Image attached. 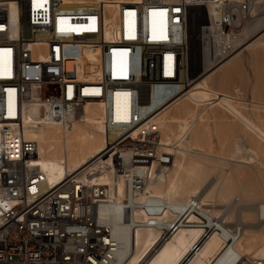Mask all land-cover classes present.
I'll return each instance as SVG.
<instances>
[{"label":"built area","instance_id":"2783aa9c","mask_svg":"<svg viewBox=\"0 0 264 264\" xmlns=\"http://www.w3.org/2000/svg\"><path fill=\"white\" fill-rule=\"evenodd\" d=\"M250 1L221 0L209 10L196 4L202 0L119 1L111 8L93 1L0 0V264H116L122 243L104 205L118 208L119 224L132 231L157 227L161 239L182 222L200 227L203 239L221 231L225 223L194 197L180 209L169 207L174 219H160L166 205H157L146 186L172 162L161 141L158 106L205 69L202 62L199 73L191 74L192 16L200 56L211 50L215 63L243 41ZM199 8L202 14L191 16ZM69 43L95 46L92 76L64 75ZM113 50L123 67L112 62ZM113 68L125 75H115ZM91 102L102 105V149L45 186L34 161L37 142L24 136L23 107L36 105L43 120L66 129ZM101 174L109 181H100ZM191 216L195 221L187 222ZM240 233L239 225L231 231L233 239Z\"/></svg>","mask_w":264,"mask_h":264},{"label":"bare ground","instance_id":"6f19581e","mask_svg":"<svg viewBox=\"0 0 264 264\" xmlns=\"http://www.w3.org/2000/svg\"><path fill=\"white\" fill-rule=\"evenodd\" d=\"M113 1L93 0V2H104L106 8H111L114 3ZM119 1L127 2L135 0ZM220 1L202 0V2L196 4L200 5L199 7H203L206 4L209 10H213ZM260 1L262 0L250 1L249 13L251 12V16L255 15V11L259 8L257 3L260 4ZM252 4L253 9L251 10ZM190 5L194 4L191 3ZM197 10L200 11H196L197 14L201 15V8ZM193 20L192 16L189 24L192 25ZM261 20L259 17L254 18L251 23V29L255 30L261 26ZM248 31L247 24L243 25V36H246L249 33ZM255 40L257 41V39ZM240 44L229 54L231 57L227 61L237 56L241 50L240 47L243 45ZM245 47L247 48V46H244L243 49ZM238 48H240L239 51ZM65 49L64 75L76 79H84L96 72L98 65L94 45L69 43ZM115 52L114 50L112 51L111 60L112 62L120 63L122 66L123 59H116ZM212 55L213 52L210 50L205 58L199 57L200 67L202 62H206L204 72L201 75L207 73L229 56L213 63ZM113 73L119 76L125 75L122 68H113ZM193 89L194 87L187 92H191ZM169 99L164 102L169 101ZM202 115L198 117V120ZM77 117L79 118L77 119ZM155 117L161 128V132L166 128H170V120L164 119L161 112L156 114ZM102 118V105L100 103H86L74 116L71 128L64 129L57 122L43 120L36 105L29 104L23 107L22 122L24 136L37 142V153L34 161L43 175L45 186L55 185L99 153L104 145ZM198 120L186 126V131L181 137L177 138L178 140L174 139L176 140L175 142H172V138L166 134H164L165 136H161L162 143L168 145L172 153V162L165 172L158 174L155 178L148 181L146 193L155 197L157 205H166L160 219H174L175 216H173V212L169 207L172 206L180 209V206L185 201L194 197L201 202L202 207L213 218H216L220 224L221 222L224 223L217 219L220 218V210L214 208L213 204L210 207L207 201L217 199L222 202H229L232 199L236 200L235 198H248V190L250 189L247 184L238 182L237 170L233 168V164L241 163L238 154L240 153L239 146L236 145L235 150L226 158L192 152L191 149L199 128ZM100 181L108 182L109 177L101 174ZM121 185L119 182V190L121 189ZM256 209L257 217L264 219V203L263 205L262 203L258 205ZM101 210L114 215L112 219L113 233L122 243L121 250L116 257V264H262V261H264V236L252 230L248 232L244 229L242 232L241 227V233L236 239H233L231 231L236 226L229 228L225 224L224 226L222 225L221 231L214 232L209 238L203 239L201 238L200 227H197L194 223L184 224L182 222L175 233L166 239H161L160 231L157 227H147L132 231L127 226L119 224L116 221L119 213L117 207L104 205L101 207ZM136 216L139 217L140 213H137ZM245 219L246 217L244 216ZM194 221L195 218L191 216L187 222ZM261 228L264 229V224ZM243 248L253 252L256 255V260L253 261L250 257H245L242 254Z\"/></svg>","mask_w":264,"mask_h":264},{"label":"rangeland","instance_id":"374dc122","mask_svg":"<svg viewBox=\"0 0 264 264\" xmlns=\"http://www.w3.org/2000/svg\"><path fill=\"white\" fill-rule=\"evenodd\" d=\"M79 1L93 0H67L69 3ZM117 1L119 0L113 2ZM257 4L259 8L255 15L251 16V12L246 15L245 24L249 33L243 36L240 44L243 45L241 50L238 48L240 51L237 56L227 61L231 57L229 55L207 73L184 85L169 101L158 106L156 114L161 112L163 118L170 120L172 125L166 128L168 131L163 130L161 136L166 134L175 142L186 131V126L204 113L198 120V134L196 133L192 152L226 158L235 150L236 145L239 146L241 163L233 164V168L237 170L238 182L248 185V198L207 202L210 207L214 205V208L220 210V218L217 219L227 227L239 225L242 232L244 229L248 232L252 230L264 236V229L261 228L264 219L256 215V207L264 203V0ZM191 11L193 15L197 14L196 9ZM256 17L262 19V25L254 30L251 29V23ZM193 19L188 29L190 70L192 76H196L200 69V46L196 39L197 19ZM244 46L247 48L243 49ZM192 87L194 89L187 92ZM219 98L227 104L232 116L227 115L218 104ZM213 163L216 164L214 161ZM242 254L256 260V255L245 248L242 249Z\"/></svg>","mask_w":264,"mask_h":264}]
</instances>
